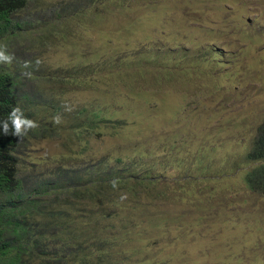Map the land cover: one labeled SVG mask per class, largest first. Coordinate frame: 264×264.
<instances>
[{"label": "trees", "instance_id": "16d2710c", "mask_svg": "<svg viewBox=\"0 0 264 264\" xmlns=\"http://www.w3.org/2000/svg\"><path fill=\"white\" fill-rule=\"evenodd\" d=\"M38 1L0 0V48L14 57L11 64L0 63V122L19 107L38 124L22 139L12 135L10 121L7 135L0 125V264H264V220L255 212L236 214L241 202L264 203V115L248 125L242 154L222 161L211 156L220 148L216 142L226 135L239 138L235 129L246 122L235 117L245 108L234 97L244 76V47L252 32L247 26L250 18L235 14L238 0ZM158 2L175 9L172 23H180L183 10L184 24H194L190 34L197 36L192 39L184 28L171 25L163 36H155V45L146 46L143 38L133 52L144 60L155 57L156 78L145 83L188 85L165 107L166 115L158 114V126L150 114L125 118V105L109 99L118 90L126 100V87L105 85L101 98H92L70 115L59 157L32 150L34 140L59 136L53 118L61 117V112L54 99L42 95L51 78L22 77L41 72L38 61L21 58L16 51L35 46L29 30L42 31L39 37L46 41L54 36V28L70 35L85 19L91 29L100 18L122 13L126 22L139 20L150 28L145 21L157 19ZM246 3L243 0L237 10ZM223 5L221 13L218 8ZM115 41L120 45L118 38ZM136 47L128 43L122 50L129 53ZM118 52L113 50L110 58L114 60ZM84 57L78 66L93 72L95 66L89 67ZM221 59L228 68L213 73L211 64L218 66ZM178 61L181 64L176 65ZM77 72V65L57 72L56 83L100 90L91 78H77ZM133 79L130 83L140 84ZM23 80L35 82L32 95L23 92ZM221 83L230 85L224 88ZM136 118L140 123L144 118L141 140H127L117 150L101 152L117 130L128 132L129 139L132 132L127 129ZM187 126L198 135L192 134L190 143L182 145L185 136L180 128ZM31 152L38 155L34 160ZM211 219L223 223L222 231L207 227ZM126 243H133L134 251Z\"/></svg>", "mask_w": 264, "mask_h": 264}, {"label": "rangeland", "instance_id": "374dc122", "mask_svg": "<svg viewBox=\"0 0 264 264\" xmlns=\"http://www.w3.org/2000/svg\"><path fill=\"white\" fill-rule=\"evenodd\" d=\"M49 0H39L38 3L48 2ZM55 1V0H53ZM246 5L240 6L239 11L237 10L240 3H243V0H238L234 5L236 16L239 15V12L246 16L249 14L254 15L255 17L261 12L264 13V0H246ZM225 5L218 8L217 10L221 13L224 11ZM31 9V7H30ZM218 11H211L212 14H218ZM33 17L37 18L38 15L35 12ZM29 14L31 12L29 11ZM154 15L157 18L154 20V24L148 23L147 26L150 28H145L141 25L139 20H133L126 22V16L124 13L115 14L108 19L100 18L98 24L89 28L88 19H85L84 25L77 29H73L70 35L66 33L60 34L62 30L54 28L50 36L42 41V39H37L36 31L34 28L29 30L30 33H34L33 41L35 46L32 44V48L24 50L23 48L16 49L17 54L21 58L34 59L38 61L41 69L40 73L32 76H23V78H51L49 84L44 85L42 95L43 97L52 98L55 100V109H59L61 112L62 122L58 125L59 127V136L45 138L43 140H34L36 143L31 149L39 150L45 155L59 157L63 152L62 142L66 138V132L68 126L71 124L70 115L74 110L91 100L92 98H101L102 90L101 88L105 85H110L116 89H122L123 85L126 87L124 93L126 100L123 99L121 92L118 90H113L112 98L109 101L115 100L117 103H122L125 105V118H128L132 113H137L139 115H144V118L147 114H150L153 118L155 126H158L157 122L158 114L161 116L166 115L164 109L169 105L171 101L177 100V96L185 89V85L181 81H177L171 85H160L157 86L153 82L145 83L149 78H156V72L154 70L155 57H151L150 60H144L141 57V54H134L136 50H139V41H142L143 38L146 39V46H153L157 43L154 39L157 34L163 36L169 29H165L168 26L179 27L181 26L187 32V34L192 39H196L197 36H194L191 33V30L194 29V24H184L186 18L184 16L183 10L179 16L180 23H172L173 18L176 16L175 9L173 7L169 8L165 3H156L154 7ZM127 18H131L129 15ZM122 27L118 30L116 27L118 25ZM213 24V23H212ZM211 24V25H212ZM152 30L153 35L150 33ZM95 31V32H92ZM42 32V31H41ZM58 33V34H56ZM110 34H113L112 37H109ZM126 36V40L123 39V35ZM106 36V37H103ZM115 38L119 39V44L115 41ZM136 39V42L132 44L133 40ZM191 40V38H190ZM201 40H205L204 37ZM133 46L136 44L134 51L126 53L123 52L122 48L127 44ZM102 46V47H100ZM250 53L248 54V59L246 61V67L244 69V77L242 81L238 84L236 90V103L238 105H243L245 110L242 111V116H235L238 120L244 118L246 122L241 123L236 129V132H240V137L232 139L229 135H226L224 140L216 142V146L220 147L213 153L211 156L215 160L222 161L223 159L230 158L232 156H237L244 151L246 146L245 138H248L249 130L248 125L252 122L255 116L262 113L264 115V40L260 41L257 37H254L253 43L250 45ZM119 49L118 54L113 60L110 58L112 51ZM88 59L89 67H94L93 72L87 71L86 65H79L80 63L85 62V57ZM123 55V56H122ZM121 56L123 58H121ZM190 57L193 58L190 54ZM188 57L187 61H191V58ZM108 58L111 59L110 63H107ZM121 58V59H120ZM238 59V56L236 57ZM243 60V59H242ZM241 60V62H242ZM222 64L215 66L212 65V72H223L227 69V65L221 59ZM214 63V62H213ZM181 64V61H178L176 65ZM215 64V63H214ZM77 65V78H85L93 80V85L100 88V90H90V89H78L71 87H64L56 83L55 77L59 74L57 72H63L64 70H70ZM86 69V70H83ZM54 78V79H53ZM133 78L140 80L136 83H130V81H136ZM195 79V78H194ZM35 84L33 81H22V90L32 95L30 88ZM195 83H192L193 86ZM225 86L224 88H226ZM240 98V99H238ZM241 98H245L244 102L240 101ZM106 98V102H107ZM66 106L71 110H66ZM131 118V117H130ZM144 118L142 122H139V118H136L127 130H131L132 135L129 139H126L125 136L128 132L117 130L115 137L107 139V142L100 147L99 143L96 144L97 147H100L101 152L117 150L120 148L124 141L143 138L144 128L141 124H144ZM191 126L185 128L181 127L183 130L184 139L180 143L182 145H188L190 143V136L198 135L197 132H193ZM134 130V131H133ZM199 130V129H197ZM61 137V138H60ZM188 151L182 150L181 153H186ZM40 154V153H39ZM30 160H34V156H38L34 152L30 153ZM191 156V152L188 154ZM249 199L246 197V200ZM239 212L237 215H248L252 212H255V215L258 219L264 220V203L258 202L254 199L249 200L246 203H240ZM243 212H242V211ZM258 220V223L261 222ZM207 224V227L211 231H222L224 227L223 223H218L217 220L211 219ZM250 241L256 242V239L251 238ZM128 249L131 247L134 251L133 243L124 244ZM122 247V245H121ZM135 253V252H134ZM136 254V253H135ZM137 258V255H136ZM135 258V259H136Z\"/></svg>", "mask_w": 264, "mask_h": 264}, {"label": "clouds", "instance_id": "9594fccd", "mask_svg": "<svg viewBox=\"0 0 264 264\" xmlns=\"http://www.w3.org/2000/svg\"><path fill=\"white\" fill-rule=\"evenodd\" d=\"M178 1L185 2L186 0H178ZM247 17L250 18L248 19L249 22L247 26L251 28L252 36L250 41L249 40L246 41L244 47L245 63L248 59V54H251L250 45L253 43L254 37H257L260 41L264 40V13L261 12L256 17L252 14H249L247 15ZM154 22L155 21H145L146 24L148 23L154 24ZM41 34H42L41 31H36L37 39H41L39 37ZM29 35H30L29 40H31V44L34 45L36 42L33 41L34 33H30ZM13 58L14 57L12 55L6 53V49L0 48V63L11 64ZM25 67H28L27 63L25 64ZM25 75H30V73H25ZM221 84L223 87L230 85V83L229 84L221 83ZM66 110L70 111L71 109L66 106ZM53 119H54V123L56 124H60L62 122L61 117L59 115H57ZM9 121L11 123V127L13 130L12 135L19 139H22L24 136L27 135L29 131L35 130L38 127V124L34 120L27 118L19 107L12 109V111L9 114L8 120L0 122V125H2L3 133L5 135L9 133ZM111 183L114 189L118 187L117 181L114 180ZM124 199H126V194L121 196V200Z\"/></svg>", "mask_w": 264, "mask_h": 264}]
</instances>
